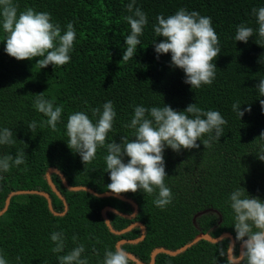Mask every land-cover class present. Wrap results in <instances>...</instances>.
<instances>
[{"label": "trees", "instance_id": "1", "mask_svg": "<svg viewBox=\"0 0 264 264\" xmlns=\"http://www.w3.org/2000/svg\"><path fill=\"white\" fill-rule=\"evenodd\" d=\"M130 0H14L18 11L32 8L48 12L52 22L61 26L62 34L72 23L76 40L70 53V62L61 67L49 65L41 69L37 60L17 61L5 49V36L0 24V129L14 133L13 145L0 146V155L25 152V163L0 173V211L8 196L15 191L40 190L52 198L58 213L65 211L61 199L52 191L46 179L50 168L64 174L69 185L85 186L102 194L111 183L105 171V149H98L96 158L86 165L79 154L67 146L66 124L68 116L85 112L93 121L91 109L101 108L111 101L116 117L107 142H121L122 136L134 139L133 129L126 127L136 106H171L184 111L196 103L204 111H218L227 121L220 139L210 146L200 144L198 149L180 153L165 148L164 160L167 177L165 184L171 189L172 202L163 210L153 201L157 193L121 194L139 206L138 216L131 220L109 213L113 227L124 230L140 222L147 229L146 238L137 245L125 244L123 250L149 263L156 248L177 250L191 243L199 234L219 237L230 233L235 239L234 214L229 195L238 187L246 189L250 197L264 201V161L257 154L264 149V109L261 108L257 86L264 79V44L258 39L253 8L264 7V0H136L148 17L141 45L136 56L121 62L126 50L125 39L130 25L124 19ZM196 11L210 17L219 37L220 55L214 61L216 77L210 86L191 89L184 83L185 74L171 66V54L157 58L153 43L162 38L155 35L153 25L159 15L167 18L178 10ZM241 23L254 29L248 43L235 41L236 27ZM38 59V58H37ZM262 61V62H261ZM44 94L54 106H63L60 121L53 131L42 121L47 117L34 108L36 95ZM239 102L240 111L251 107L240 119L233 111ZM33 121L36 129L30 131ZM205 135L203 139H207ZM128 158L125 157V163ZM57 190L66 198L68 211L64 216L50 212L46 198L31 194L11 199L7 212L0 217V255L8 264H59L58 256L83 244L89 264H103L105 250H114L121 240L141 237L135 228L124 235L112 234L102 217V210L114 207L131 215L133 207L117 198H98L88 192L67 190L58 175H52ZM217 210L196 220L202 211ZM53 232H63L66 247L63 253H54ZM78 237L73 243L72 237ZM230 239L218 243L202 240L186 252L171 257L161 254L156 264H225L220 256ZM236 254L240 244L236 243ZM17 257L20 259L17 260ZM129 264H134L129 262Z\"/></svg>", "mask_w": 264, "mask_h": 264}, {"label": "clouds", "instance_id": "2", "mask_svg": "<svg viewBox=\"0 0 264 264\" xmlns=\"http://www.w3.org/2000/svg\"><path fill=\"white\" fill-rule=\"evenodd\" d=\"M135 5L136 0H130L126 6L131 13L124 18L130 25V34L125 39L126 50L121 62H128L136 56L137 47L141 45L139 37L148 24L147 15ZM252 14L258 25V39L255 42L260 46L264 44V7L253 8ZM0 24L6 33L4 51L9 57L17 61L36 59V65L41 69L49 65L61 67L70 62V53L76 40L72 23L67 24L66 31L62 34L61 26L52 22L50 13L37 12L30 7L18 11L14 0H0ZM153 31L157 37L162 38L161 42L153 43L157 58L170 53L171 66L184 72L185 84L190 85L191 89H199L213 83L217 70L214 61L220 55L221 48L210 17L180 9L167 18L157 16ZM253 36L254 29L241 23L236 27L234 42L247 44ZM257 89L259 96L264 97V79L259 80ZM259 103L264 109V99H260ZM34 108L47 117L42 124L55 131L63 106H54L41 93L36 95ZM232 108L240 119L245 111H251L250 106L245 111H240L239 102L234 103ZM91 112L95 122L85 112H75L68 116V148L74 154H79L84 165L96 158L98 149H105V171L110 174L111 181L106 187L107 191L116 196L141 191L148 195L157 193L153 203L161 210L173 199L171 189L165 184V148H170L175 153L190 151L200 147L197 141L202 142L206 148L213 139L222 137L223 126L227 123L220 112L204 111L196 103L189 104L184 111H175L168 105L151 108L136 106L130 124L126 125L134 130V139L122 136L121 142L117 143L114 139L107 142L116 117L112 102H106L102 111L101 108H94ZM36 126L33 121L28 128L34 131ZM205 135L207 139H203ZM259 138L264 139V133ZM15 142L11 129H0V146L13 145ZM256 156L264 161V149ZM125 157L128 158L127 163ZM24 163L23 151L17 152L15 156L0 155V173H7L12 167ZM2 178L0 175V179ZM229 201L234 214L235 242L221 248L220 256L225 258V264H264V201L259 197H250L243 187L233 190ZM77 239L78 237L73 236V243ZM51 241L55 245L52 252H64L66 243L63 232H53ZM236 243L240 244L238 255ZM84 252V245L78 244L66 254L58 256L59 264H89L88 259L82 257ZM0 264H8L3 255H0ZM103 264H129L128 253L120 247L106 249Z\"/></svg>", "mask_w": 264, "mask_h": 264}, {"label": "water", "instance_id": "3", "mask_svg": "<svg viewBox=\"0 0 264 264\" xmlns=\"http://www.w3.org/2000/svg\"><path fill=\"white\" fill-rule=\"evenodd\" d=\"M52 175H58L60 177L64 187L67 190L71 191V192L84 191V192H88V193H90V194H92V195H94V196H96L98 198H111V197H114V198H117V199H119V200H121L123 202L129 203L133 207V213L131 215L122 213L119 210H117L116 208L110 207V206L105 207L102 210V212H101L103 220L106 223V226L108 227L109 231L112 234H114V235L120 236V235H124L126 233L131 232L135 228H140L141 229V237H139L137 239H134V240H121V241H119L117 243L116 247H120V248L123 249V246L125 244L137 245V244H139V243H141L142 241L145 240L146 234H147V229H146L144 224H142L140 222H137V223H134V224L130 225L129 227H127L124 230L118 231V230H116L113 227V225L111 223V220L108 217L109 213H114V214H116L118 216H121V217H124V218H127V219H131V220L135 219L138 216V213H139V206L134 200H132L130 198H127V197H125L123 195L116 196V195H114L111 192H106V193L99 194L95 190H93L91 188H88V187H85V186H76V187L71 186V185H69V183H68L66 177L64 176V174H62V172L60 170H58L57 168H50L47 171V173H46V179H47V182L50 185L52 191L63 202L64 209H65V211L63 213H58L54 209L52 198L50 197V195L48 193H46L44 191H40V190H38V191H36V190H29V191L28 190H26V191L25 190H21V191L12 192L8 196L4 209L0 211V217L3 216L7 212L8 208L10 206V203H11V199L14 196H17V195H31V194L40 195V196L46 198V200L48 202V206H49L50 212L53 213L55 216H64L67 213V211H68V203H67L66 198L57 190L55 184L53 183ZM208 213H215V214L219 215L220 221H222L221 215H220V213L217 210L209 209V210H205V211L199 212L194 217V223L196 224L197 218H199V217H201V216H203L205 214H208ZM225 239H230V243L235 242V239H234L233 235H231L230 233H223L219 237H213L212 235H210L208 233L207 234L202 233V234H199L191 243H189V244H187V245H185V246H183V247H181L180 249H177V250H168V249H165V248H156L151 253V260H150L149 263H144L138 257H136L134 254H132L130 252H127L125 250L124 251L126 253H128L129 262H133L134 264H156V259L161 254H165V255H168V256H171V257H176V256L186 252L188 249H190L191 247H193L194 245H196L197 243H199L202 240H205V241H208L210 243L215 244V243L221 242V241H223ZM239 250H240V247H239Z\"/></svg>", "mask_w": 264, "mask_h": 264}]
</instances>
